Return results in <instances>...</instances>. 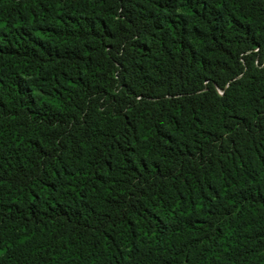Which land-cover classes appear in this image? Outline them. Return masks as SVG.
I'll return each mask as SVG.
<instances>
[{
    "label": "trees",
    "instance_id": "1",
    "mask_svg": "<svg viewBox=\"0 0 264 264\" xmlns=\"http://www.w3.org/2000/svg\"><path fill=\"white\" fill-rule=\"evenodd\" d=\"M0 264H264V0H0Z\"/></svg>",
    "mask_w": 264,
    "mask_h": 264
}]
</instances>
